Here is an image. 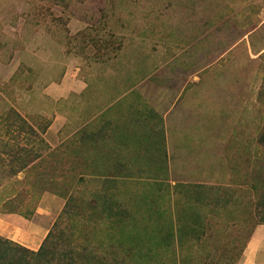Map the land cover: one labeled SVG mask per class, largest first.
Wrapping results in <instances>:
<instances>
[{"label": "rangeland", "instance_id": "rangeland-1", "mask_svg": "<svg viewBox=\"0 0 264 264\" xmlns=\"http://www.w3.org/2000/svg\"><path fill=\"white\" fill-rule=\"evenodd\" d=\"M137 86L150 122L81 129ZM263 130L264 0H0V216L34 221L31 246L71 198L75 239L119 264H237L264 225Z\"/></svg>", "mask_w": 264, "mask_h": 264}, {"label": "trees", "instance_id": "trees-1", "mask_svg": "<svg viewBox=\"0 0 264 264\" xmlns=\"http://www.w3.org/2000/svg\"><path fill=\"white\" fill-rule=\"evenodd\" d=\"M259 144L264 147V130L259 136ZM50 150L46 157L50 155ZM52 153V151H51ZM45 154H40L37 159H43ZM29 163H25L19 170H15V176L19 172L25 171ZM8 180H1L2 186ZM43 182V185L53 187L55 180L51 179L48 183ZM18 196V195H16ZM71 202L73 199H68L65 208L59 218L55 221L50 229L47 237L37 251L31 250L13 240L0 235V264H119L113 257L116 254L115 249L109 250V256H105L102 243H97L91 240H85V244L80 241L81 237L75 239V234L79 233L76 229L74 218L72 219ZM113 216H120V212H112ZM112 216H110L111 218ZM72 220V224H68V220ZM184 226L179 225L173 229L167 239L173 243L165 245L169 248L174 245L175 250L179 253L183 251V231ZM114 247V246H113ZM110 259V261L108 260ZM183 264V262H181Z\"/></svg>", "mask_w": 264, "mask_h": 264}, {"label": "crops", "instance_id": "crops-1", "mask_svg": "<svg viewBox=\"0 0 264 264\" xmlns=\"http://www.w3.org/2000/svg\"><path fill=\"white\" fill-rule=\"evenodd\" d=\"M87 87L85 89H87ZM138 87L139 86L132 87L121 95L116 94L115 100L110 103L103 104L99 108L96 117L87 122L81 129H86V131H88L90 128L91 130L89 134L94 135L97 133L99 141L103 139L104 141H108L107 136L103 133L114 134V139H119L117 135L122 134L125 131L127 123H134V121L136 124L137 122H150V117L147 112L151 106L148 100H145L148 97H146L147 95L145 93L136 92ZM129 107L130 109H128ZM125 110H128V112L124 113ZM169 112L171 113V111ZM94 121H98L97 131L92 130ZM76 133L77 132H74L72 136H75ZM116 147L117 145L114 144V147H112V150L110 151L112 152ZM105 149L108 151V146H98V157L101 156L102 151ZM24 230L26 233H24ZM35 230L36 227L34 221L32 222L18 216H0V235L8 236L20 241L18 237L25 234L28 241L27 243L23 242V244L26 245L25 247L34 251H36L42 244L40 243L38 246L30 245L33 243L32 234ZM28 233L30 236L27 235ZM237 264H264V225H258L254 229L243 251L242 258Z\"/></svg>", "mask_w": 264, "mask_h": 264}]
</instances>
